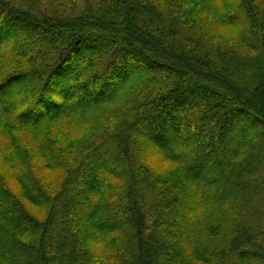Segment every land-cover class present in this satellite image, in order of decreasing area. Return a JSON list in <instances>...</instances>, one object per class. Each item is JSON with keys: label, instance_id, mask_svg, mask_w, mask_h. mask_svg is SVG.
<instances>
[{"label": "trees", "instance_id": "16d2710c", "mask_svg": "<svg viewBox=\"0 0 264 264\" xmlns=\"http://www.w3.org/2000/svg\"><path fill=\"white\" fill-rule=\"evenodd\" d=\"M0 141V264H264V0H0Z\"/></svg>", "mask_w": 264, "mask_h": 264}, {"label": "rangeland", "instance_id": "374dc122", "mask_svg": "<svg viewBox=\"0 0 264 264\" xmlns=\"http://www.w3.org/2000/svg\"><path fill=\"white\" fill-rule=\"evenodd\" d=\"M3 143L0 141V148H3ZM167 164H170L167 162ZM18 166L20 167L21 166V163H18ZM9 172V165L2 159V153L0 152V173H8ZM49 174H53V173H49ZM12 187H17L16 183H13L11 184ZM34 212L37 214V215H41L40 212H38L37 210L34 209Z\"/></svg>", "mask_w": 264, "mask_h": 264}]
</instances>
